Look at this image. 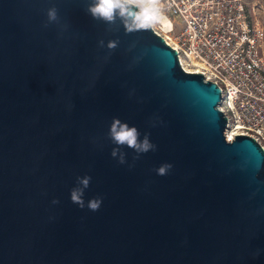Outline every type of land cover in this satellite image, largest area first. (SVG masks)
Masks as SVG:
<instances>
[{
  "label": "water",
  "instance_id": "water-1",
  "mask_svg": "<svg viewBox=\"0 0 264 264\" xmlns=\"http://www.w3.org/2000/svg\"><path fill=\"white\" fill-rule=\"evenodd\" d=\"M88 2L0 0V264H264L263 149L226 141L220 89L152 29L109 30ZM113 118L156 150L133 162ZM85 175L99 211L71 202Z\"/></svg>",
  "mask_w": 264,
  "mask_h": 264
},
{
  "label": "built area",
  "instance_id": "built-area-1",
  "mask_svg": "<svg viewBox=\"0 0 264 264\" xmlns=\"http://www.w3.org/2000/svg\"><path fill=\"white\" fill-rule=\"evenodd\" d=\"M166 32L152 30L176 52L181 70L221 92L224 135L253 139L264 151V0H160Z\"/></svg>",
  "mask_w": 264,
  "mask_h": 264
},
{
  "label": "clouds",
  "instance_id": "clouds-1",
  "mask_svg": "<svg viewBox=\"0 0 264 264\" xmlns=\"http://www.w3.org/2000/svg\"><path fill=\"white\" fill-rule=\"evenodd\" d=\"M86 12L93 20L108 25L109 30L119 22L123 26L125 34L152 29L162 18L160 0H89ZM46 18L43 25L45 28L51 24H60L58 9L55 6L46 10ZM119 43L120 41L115 39L109 40L105 45L104 40H99L98 47H107L109 52H112L119 46ZM149 135L145 133L141 139V133L136 127H130L118 118H113L109 126V138L112 142L118 146H126L137 154L133 157V162L139 159L141 154L156 150V145L151 142ZM111 156L116 159L118 164L127 163L125 154L119 151V147L112 149ZM134 166V163L129 164V168ZM171 168V164L164 163L155 171L157 175L165 176ZM90 181L91 176L89 175L77 177L78 186L71 189L70 199L81 209L87 206L90 211L96 212L102 205V198H93L87 202V205L84 200L85 189L89 187ZM52 203L58 204L59 200L54 199ZM254 255H259V250Z\"/></svg>",
  "mask_w": 264,
  "mask_h": 264
},
{
  "label": "rangeland",
  "instance_id": "rangeland-1",
  "mask_svg": "<svg viewBox=\"0 0 264 264\" xmlns=\"http://www.w3.org/2000/svg\"><path fill=\"white\" fill-rule=\"evenodd\" d=\"M158 23L160 24V27H162V29L167 33L172 31L171 22L167 18L162 17Z\"/></svg>",
  "mask_w": 264,
  "mask_h": 264
},
{
  "label": "bare ground",
  "instance_id": "bare-ground-1",
  "mask_svg": "<svg viewBox=\"0 0 264 264\" xmlns=\"http://www.w3.org/2000/svg\"><path fill=\"white\" fill-rule=\"evenodd\" d=\"M163 17V16H162ZM162 19V18H161Z\"/></svg>",
  "mask_w": 264,
  "mask_h": 264
}]
</instances>
